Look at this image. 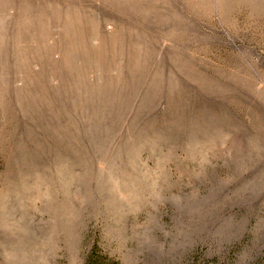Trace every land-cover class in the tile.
Returning a JSON list of instances; mask_svg holds the SVG:
<instances>
[{"label":"rangeland","instance_id":"obj_1","mask_svg":"<svg viewBox=\"0 0 264 264\" xmlns=\"http://www.w3.org/2000/svg\"><path fill=\"white\" fill-rule=\"evenodd\" d=\"M264 264V0H0V264Z\"/></svg>","mask_w":264,"mask_h":264},{"label":"trees","instance_id":"obj_2","mask_svg":"<svg viewBox=\"0 0 264 264\" xmlns=\"http://www.w3.org/2000/svg\"><path fill=\"white\" fill-rule=\"evenodd\" d=\"M85 264H115L114 262L110 261L107 256L104 254L93 253L91 254Z\"/></svg>","mask_w":264,"mask_h":264}]
</instances>
